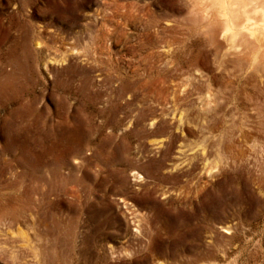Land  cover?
I'll return each mask as SVG.
<instances>
[{
    "label": "rangeland",
    "instance_id": "rangeland-1",
    "mask_svg": "<svg viewBox=\"0 0 264 264\" xmlns=\"http://www.w3.org/2000/svg\"><path fill=\"white\" fill-rule=\"evenodd\" d=\"M178 5L0 0V264H264V68Z\"/></svg>",
    "mask_w": 264,
    "mask_h": 264
},
{
    "label": "bare ground",
    "instance_id": "bare-ground-1",
    "mask_svg": "<svg viewBox=\"0 0 264 264\" xmlns=\"http://www.w3.org/2000/svg\"><path fill=\"white\" fill-rule=\"evenodd\" d=\"M173 2L179 4V16L173 15V23L168 26L171 38L166 41V51L170 52L172 44L179 45L180 52L174 56L188 60L192 66L210 54L217 61L226 63L233 59L245 63L240 68H227L220 63L229 71H252L258 64L264 68V0ZM143 9L145 28L157 25L161 17Z\"/></svg>",
    "mask_w": 264,
    "mask_h": 264
}]
</instances>
